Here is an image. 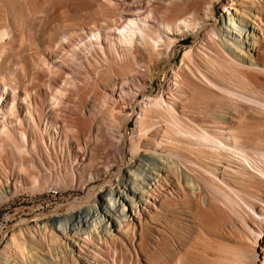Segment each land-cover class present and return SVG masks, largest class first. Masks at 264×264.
I'll use <instances>...</instances> for the list:
<instances>
[{"label":"rangeland","instance_id":"374dc122","mask_svg":"<svg viewBox=\"0 0 264 264\" xmlns=\"http://www.w3.org/2000/svg\"><path fill=\"white\" fill-rule=\"evenodd\" d=\"M263 2L264 0H243L246 8H257ZM155 6L162 10L157 14L161 22H164L163 18L166 16L172 22L178 14H185L186 11L184 7L168 9L164 0H0V46L5 44L8 49L12 47L15 54V61L11 62L8 74L12 89L7 90L4 95L7 96L6 101L0 103L12 115L8 117L9 128H18L16 118L19 116L25 121L24 130L31 140H39L42 136L47 142V147L43 146L37 155L32 145L20 135L19 148L5 149L7 160L4 158L5 154L0 153L10 170L19 167L16 159L18 155H35L37 169L34 173L36 182L30 184L25 192L14 196L13 200L0 205V248L10 231L18 226L22 214L32 218L39 208V213L55 212L59 217L89 204L94 197L93 185H98V182L94 179L90 181L91 177L87 175L85 167L82 170L87 181L80 179L78 164L82 163V157H87V167L91 164L97 168V162L104 161V164H99V169L107 172L112 168L109 178L113 179L112 184L117 183V164L120 163L122 154L118 149L120 143L103 131L106 128L103 123L106 110L119 105L126 98L128 104L123 107L125 115L140 111L147 101L153 99L154 96L151 95L165 94L167 97L168 86H176L175 83L181 82L176 79L172 70H164L163 66L156 79H151L146 73V83L143 82V77L137 75L134 76V81H131L132 77L126 79L137 68L136 60L132 48L122 43L115 27L127 25L128 17L142 20L150 14L149 9ZM218 6L219 4L211 20L222 18V10ZM140 7L143 8L139 10ZM261 15V20L255 19L263 41L260 44L261 51L257 53L259 56L255 71L263 79L264 14ZM146 21L154 30L159 24L152 16ZM164 25L163 23L160 29L162 35H172L166 32ZM202 28L198 24L195 31L182 35L179 43L167 42L161 45L160 52L169 57L172 63L178 64L180 53L190 46L191 50L186 56L189 68L183 70L182 67L180 73L186 71L198 75L200 79L196 82L207 103L218 102L238 112L235 135L226 139L236 146L226 148L222 144H214L211 139L206 138L208 132L200 125L188 123L191 114L188 117L180 110H175L157 117L159 125L152 128L148 126L143 132H139L136 126L137 117L130 119L129 126L123 131L126 136L123 156L125 161H129V147L133 136L137 139L144 138L145 135H152L156 128L158 131L154 137L161 139L166 134L170 143L177 146L176 160L179 165L183 164V159L187 160V157L181 156L183 150L190 152L198 147L217 149L223 156L221 159L225 162L224 167L220 166L217 157H214L216 161L213 163L219 164L220 171L227 170L229 173L223 180L234 177L235 181L229 182V186L222 181H207L208 189L215 191L218 196V200L214 202L221 206V210L212 208L207 196L202 204L204 211L201 219L193 220L183 208V190L177 184L169 183L166 185L168 191L164 203H168L170 207L166 211L151 208L157 219L155 222L149 219V228L139 230L140 226L137 227L138 231L130 239L114 237L119 242L115 246L108 238L102 249L91 247L100 251L99 256L110 264H264V203L254 200L257 206L252 207L244 194L251 189L252 181L256 182L260 178L262 182L264 177L257 169L252 168L250 157L242 151L244 147L259 159L264 157V147L258 149L253 145L246 147L237 144L246 142L240 136L242 132L264 131V88L253 87L243 73L246 69L244 65L237 63L214 40L207 37L208 48H203V40L198 38ZM161 43L162 40L158 42ZM37 73L45 76L46 87L41 86L42 79H36ZM17 74L21 75L20 80ZM115 82L117 85L113 86ZM1 85V91L5 92L3 84ZM182 87L177 86L183 90ZM24 97H27L31 107L24 102L20 105ZM94 102L95 110L99 113L91 116L95 126L90 131L81 133L80 140H77L72 120L76 115L82 118L89 116L87 108ZM202 104V100H197L193 110L197 111ZM180 106L177 103L175 107L181 109ZM54 111L59 115H54ZM31 113L38 122V127ZM2 126L3 122L0 121V132ZM216 133L223 138L222 132ZM49 135L56 141H52ZM164 141L168 143V140ZM104 147L111 151V155L107 158L102 156L101 159L97 155L103 153ZM77 153L81 158L77 157ZM90 155L96 156L95 161L89 159ZM195 157L192 154L189 159ZM113 163L116 165H112ZM8 174L0 164V179H10ZM24 202L27 204L22 205ZM23 206L27 210L17 213L16 208L22 209ZM160 228L162 231L158 232ZM256 237L259 238L258 242ZM124 239L127 243H123ZM39 254L42 255V252Z\"/></svg>","mask_w":264,"mask_h":264},{"label":"bare ground","instance_id":"6f19581e","mask_svg":"<svg viewBox=\"0 0 264 264\" xmlns=\"http://www.w3.org/2000/svg\"><path fill=\"white\" fill-rule=\"evenodd\" d=\"M164 1L168 4V9L173 10L175 7H184L185 14L183 12L178 14L172 22L166 16V18H163L164 22H161V20H158L157 14L161 13L162 10L155 6L149 9L150 14L144 16L142 20L133 16L128 17L126 20L127 25L116 26L115 29L118 31L122 43L132 48L136 60L135 67L137 68L126 79L132 77L133 80L131 79V81H134V76L137 75L143 77V82L146 83L144 78L146 73L151 79H156L159 75L158 71L163 66L164 70H172L176 75V79L181 82L175 83L176 86H168L167 97L165 94L151 95L154 96L153 99L150 102L147 101L146 106H142L140 111H133L125 115L123 107L128 104L126 98H123L124 101L119 105L106 110V115L103 117L106 128L103 131H106L111 139L120 143L118 149L122 154V159L117 164V183L112 184L113 179L109 178V174L113 171L112 168H109L107 172L99 169L101 168L99 164H102V162L104 164V161H98L97 168L91 164L87 167L85 165L87 157H82V163L78 164L80 179L85 178L82 170L85 167L88 171L87 175L91 177L90 181L94 179L98 182V185H93L94 197L89 204L85 207H78L74 212L59 217L55 212L39 213V208L35 210L38 213L32 218L25 217V214H22L18 226L10 231L8 237L4 240V245L0 248V264H110L108 260L99 256L100 251L93 250L91 247L102 249L108 238L110 243L115 246L114 244H119V242L114 237L130 239L138 231L137 227L140 226L139 230L149 228L151 224L148 225L149 219L151 222H155V219H157L151 208L166 211L170 207L168 203H164L168 191L166 185H169V183L170 185L172 183L177 184L176 186L183 190V208H185V212L190 213L189 217L192 220L193 218L201 219L204 211L202 204L207 196H209L208 204L212 208L221 210V206L214 202L218 200L216 192L209 190L206 182L216 183V181H222L224 184L228 183L226 185L229 186V182H234L235 179L231 177L223 180V177H226L229 173L227 170L220 171L219 164L213 163L214 157L218 158L219 163H221L220 166L225 163L221 159L223 158L222 154L217 152V149L206 150L198 147L190 152L183 150L181 156L182 158L183 156L187 157V160L183 159V164L180 163L179 165L176 160L178 158L175 150L177 146L170 143V139L166 134H164L166 137L161 139L154 137L158 131L155 128L152 135H145L144 138L139 137L138 139L136 136L132 137V143L129 147L131 156L129 161H125L123 154L125 153L126 136L123 131L129 126L132 118L137 117L136 126L139 132H143L148 126H151V128L158 126L160 122L157 117H160V115L180 110L182 114L188 117L191 114L188 123L193 126L200 125L208 132L206 138L211 139L214 144H222L226 148L236 146L226 139H231L235 135L234 127L236 125L235 121L239 119L238 112L228 106H222L218 102L209 101L207 103L202 91H200L201 87L196 82L197 79H200L198 75L195 76L193 73L186 71L180 73L182 67L183 70L189 68L186 56L191 50L190 46L180 53V64L172 63L169 57L160 52L159 47L167 42L179 43L182 35L185 36L190 31H195L194 28L201 24L203 28L198 38L203 40L204 45L202 47L208 48L207 37L214 40L237 63L244 65L246 69L243 73L249 78L253 87L263 89L264 78L262 79L255 71L259 56L257 53L261 51L260 44L263 42L262 37L259 35V24L255 19L259 18L261 20L263 18L261 14H264V2L257 8H246L243 0ZM218 4V9L222 10V18L218 19L217 17L211 20ZM142 8L140 7L139 10ZM132 14L139 15L136 12H132ZM150 16L159 23L155 30L146 21ZM161 23L165 24L166 32L172 35H162L160 32ZM112 29V26H110V30ZM160 38L163 43L158 44L161 41ZM13 61H15L13 48L8 49L5 44L1 45L0 102L6 101L7 96L4 97V95L7 90L12 89V82L9 80L8 74H10L11 62ZM17 77L20 80L21 75L17 74ZM44 77L41 73L36 75L37 80H43L42 87L47 85ZM1 84H3L5 92L1 91ZM114 85L116 86L117 83L115 82ZM177 86H183V90L177 88ZM197 100H202L204 104L195 111L193 108ZM23 102L31 107L27 97H24V100L20 102L21 106ZM177 103L181 105V109H176ZM94 104L95 102L87 108L89 116L82 118L76 115L72 120L76 132L74 137L77 140H80L81 133L86 130L90 131L95 126L91 116L99 115V113L95 110ZM53 114L59 115L56 111ZM31 116L38 127L39 124L33 113H31ZM8 117H12V115H9V112L0 103V121L3 122L2 131L0 132V153L5 154L4 158L6 160L8 157L5 149L9 147H12V149L13 147L19 148L18 137L20 135L24 137L25 142L32 145L37 155L40 154L43 146L47 147V142L42 136L39 140H31L30 135L24 130L26 124L21 117L17 116L16 118L18 128H9ZM100 126L102 125L100 124ZM218 127H221L220 130L216 129ZM209 130H212V133H209ZM217 131L222 132L223 138L217 135ZM15 133H18V135ZM240 136L246 142L237 144L246 147L247 145H253L258 149H263L264 131L257 133L245 131L240 133ZM49 138L56 141L51 135H49ZM164 140H168V143ZM242 151L250 157L252 168L257 169L260 175L262 174L264 177V157L258 159L255 154L247 152L244 147ZM177 153H179L178 150ZM192 154H195L196 157L189 159ZM76 155L81 158L79 153ZM110 155L111 151L104 147L103 153L100 152V155L97 156L107 158ZM208 158L213 160L210 161ZM16 159L19 167L10 170L0 156V164L9 172L10 177V179H0V205L8 200H13L14 196L25 192L30 184L36 182L34 175L35 170H37L35 155H18ZM89 159L95 161L96 156L90 155ZM112 165H116V163ZM249 173L252 174L251 171ZM260 180V178H257V183L252 181L250 184L251 189L244 193L248 197L247 202L252 207L257 206L255 201L264 203V180L262 179V182ZM84 181L87 180L84 179ZM226 192L230 193L228 190ZM24 204H27V202L22 203V205ZM16 210L17 213H21L25 212L27 208L24 206L22 209L17 207ZM157 231H162V229L160 228ZM261 233L263 234V231ZM256 239L258 242L259 238L256 237ZM123 243H127V241L124 239ZM40 252H42V255L39 254Z\"/></svg>","mask_w":264,"mask_h":264}]
</instances>
